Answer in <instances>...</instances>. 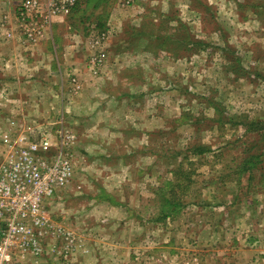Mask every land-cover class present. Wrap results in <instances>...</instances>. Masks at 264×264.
Returning <instances> with one entry per match:
<instances>
[{"label":"rangeland","instance_id":"obj_1","mask_svg":"<svg viewBox=\"0 0 264 264\" xmlns=\"http://www.w3.org/2000/svg\"><path fill=\"white\" fill-rule=\"evenodd\" d=\"M91 4L53 26L57 59L43 43L47 57L23 51L0 73L38 86L35 100L0 90L22 115L0 133L75 137L72 178L45 203L70 237L52 238L40 264H264V124L240 126L264 122V0ZM17 29L25 48L42 39ZM250 154L248 180L237 167ZM179 166L193 183L170 214Z\"/></svg>","mask_w":264,"mask_h":264},{"label":"built area","instance_id":"obj_2","mask_svg":"<svg viewBox=\"0 0 264 264\" xmlns=\"http://www.w3.org/2000/svg\"><path fill=\"white\" fill-rule=\"evenodd\" d=\"M77 2L19 0L18 28L28 42H36L52 18L68 15ZM100 57L91 60L95 66ZM46 133H0V264H40L39 259L52 248V238L70 237L49 220L45 203L72 178L75 137L68 130ZM69 249L68 245L60 256L65 259Z\"/></svg>","mask_w":264,"mask_h":264},{"label":"crops","instance_id":"obj_3","mask_svg":"<svg viewBox=\"0 0 264 264\" xmlns=\"http://www.w3.org/2000/svg\"><path fill=\"white\" fill-rule=\"evenodd\" d=\"M19 0H0V27L4 23V28H0V73H16L17 69L22 64V61L25 59L22 56L23 51H30L31 49H35V52L32 51V53H24V55H33V53H36L38 47V50L40 51V57H47L49 54L46 52V49H43L39 46V44H48L49 51H51L50 55L57 59V53L54 48V31L53 26L61 25V23L66 24L67 16H56L52 18L51 23L45 28L43 32V36L40 42L37 44L31 45L33 47L25 48L28 45H25V42L18 36V21H17V6H18ZM83 3L91 4L93 2L96 4H104L107 2L110 3L112 8H115L116 10L119 8H122L121 0H81ZM92 3V4H93ZM92 4L90 6H92ZM124 6V5H123ZM17 26V28H16ZM1 31L3 34H1ZM6 34V36H5ZM18 34V35H17ZM25 48V49H24ZM25 62H28V59H26ZM17 65H19L17 67ZM10 75V74H9ZM2 76V77H1ZM0 90H7V88H13L17 90L15 92V95H18L19 92L23 91V93H27V97L29 96V99L35 100V97L32 95L34 94V89H38V86L35 81H29L25 82V84H21L19 82V77H14L16 82H13V80L9 79V76H6V74L1 75L0 74ZM39 85V83H38ZM12 96H8L5 93L0 92V130L4 127V129L11 128V125H9V122H14L12 117L20 118L21 113L15 110V108H18L20 105V102L16 99H10ZM19 98V97H17ZM21 100V98H20ZM10 109V110H9ZM19 113V114H16ZM16 114L17 116H15ZM7 115V116H4ZM37 119V118H35ZM25 120V118H24ZM5 121L6 124H5ZM9 121V122H8ZM29 130V129H28Z\"/></svg>","mask_w":264,"mask_h":264},{"label":"trees","instance_id":"obj_4","mask_svg":"<svg viewBox=\"0 0 264 264\" xmlns=\"http://www.w3.org/2000/svg\"><path fill=\"white\" fill-rule=\"evenodd\" d=\"M80 1L78 0L76 6L71 10L72 12H75L80 5ZM99 27L102 28V24L99 23ZM169 42V38L165 37L164 38V43L163 45H165V50H166V46L167 43ZM228 70H232L234 69V67L232 66H228L227 68ZM240 69V68H239ZM232 74L238 75V69L237 70H233L231 72ZM244 120V119H243ZM246 120V119H245ZM245 120L243 122H240V126H247V131H249L248 133H251L250 131V127L255 128V130H260V126L262 124H264V122L262 121H255L254 124H247L245 122ZM264 139H262L263 141ZM210 148H208L207 146L205 147H194L193 149H187L188 152H192L195 153V155L197 154H202L203 151H209ZM260 156L257 155H248L246 158L242 159L240 162L241 164L237 167V172H239L241 175L242 174H248V180L252 179L251 173L253 172V169H256V167H258V165L260 164L259 161ZM239 162V163H240ZM179 175V178H175L177 181L174 185H169L167 188V195H163L162 198V206L164 209H166V211H168V213H172L173 211H175L176 209H178L179 207V198H177L176 194H180L182 196H184L186 194V192L188 191V189L190 188L191 184L193 183V181L190 179V176L183 170L182 166H179L176 169L175 172V176L177 177ZM263 177V176H262ZM261 177V178H262ZM167 217V216H165Z\"/></svg>","mask_w":264,"mask_h":264}]
</instances>
